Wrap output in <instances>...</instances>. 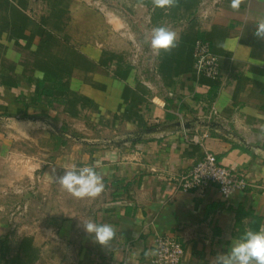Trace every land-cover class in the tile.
<instances>
[{"label":"crops","instance_id":"crops-1","mask_svg":"<svg viewBox=\"0 0 264 264\" xmlns=\"http://www.w3.org/2000/svg\"><path fill=\"white\" fill-rule=\"evenodd\" d=\"M95 1L0 0V264H153L160 236L182 243L181 264H211L264 226V193L224 199L178 183L206 153L264 183V40L254 36L264 0L238 11L223 0L204 18L210 0H113L108 13ZM160 26L178 46L154 54ZM200 39L220 61L217 79L195 72ZM97 133L130 135L112 146L82 136ZM73 165L103 177L100 197L61 189L54 177ZM23 201L29 212L14 228L9 212ZM87 220L116 236L96 244Z\"/></svg>","mask_w":264,"mask_h":264},{"label":"clouds","instance_id":"clouds-1","mask_svg":"<svg viewBox=\"0 0 264 264\" xmlns=\"http://www.w3.org/2000/svg\"><path fill=\"white\" fill-rule=\"evenodd\" d=\"M152 6L159 9L175 7L178 0H151ZM243 0H231V7L238 11ZM254 36L264 40V17L256 25ZM178 34L167 27H155L151 30L150 46L156 52H171L178 46ZM42 78V73H37ZM62 176L54 177L61 189L77 199H96L105 190L103 177L92 166L77 168L75 165L64 168ZM53 168L52 172L55 173ZM225 193L228 192L226 188ZM81 226L87 234H94L95 243L105 247L116 236L111 224H97L91 220L81 221ZM211 264H264V226L259 230L246 229L244 233L232 241L230 249L217 254Z\"/></svg>","mask_w":264,"mask_h":264},{"label":"built area","instance_id":"built-area-1","mask_svg":"<svg viewBox=\"0 0 264 264\" xmlns=\"http://www.w3.org/2000/svg\"><path fill=\"white\" fill-rule=\"evenodd\" d=\"M112 1L113 0H96L95 3L100 11L108 13ZM222 2L223 0H210L208 3L203 2L198 16H200V18L206 17L209 13V7L219 8ZM133 43L138 52L141 47L140 42L134 40ZM153 53L156 54L157 52L153 51ZM194 68L198 75L212 79H217L220 74V61L214 54L210 42L206 39L196 41ZM178 184L180 189L184 192H198L204 191L210 187H216L224 199H229L237 192L255 190L264 193V183H257L248 175L234 171L230 167L224 165L214 153H206V155L180 179ZM226 188L228 189L227 193L224 191ZM28 212L29 206L27 204L16 206L15 213L19 216L26 217ZM155 251L153 264H181L185 254L182 243L171 236L158 237ZM122 264L128 263L124 262Z\"/></svg>","mask_w":264,"mask_h":264},{"label":"rangeland","instance_id":"rangeland-1","mask_svg":"<svg viewBox=\"0 0 264 264\" xmlns=\"http://www.w3.org/2000/svg\"><path fill=\"white\" fill-rule=\"evenodd\" d=\"M5 125L6 124H4L3 126H5ZM145 128L146 127L142 128V129H139L137 132H139V131H141V130H143ZM0 129H2L1 126H0ZM128 135H130V134H112V135H110V134H106V133H97L96 134V137H93L95 135H92V136H88V135L87 136H84L82 134L83 139L88 140V139H91V138H96V141L99 142L98 144H100L102 146H112V145H110V141L111 140L123 139L124 137H127ZM131 135L133 136V133H131ZM90 142H92V141H90ZM28 203H29L28 201H23V202H20V203L15 204L10 209L9 218H10L11 223H12V225H13L14 228L17 227L18 225H20V222L23 221V219H21V218H25V217L19 216L17 213H15L16 206L23 205V204H27L28 205ZM15 219H17V220H15Z\"/></svg>","mask_w":264,"mask_h":264},{"label":"water","instance_id":"water-1","mask_svg":"<svg viewBox=\"0 0 264 264\" xmlns=\"http://www.w3.org/2000/svg\"><path fill=\"white\" fill-rule=\"evenodd\" d=\"M182 123L178 122L172 125H164V126H159V127H154V128H150L147 130V132H152V133H156V132H164V131H168L169 129L172 128H177V127H181ZM186 128L189 127L188 124L185 125Z\"/></svg>","mask_w":264,"mask_h":264}]
</instances>
